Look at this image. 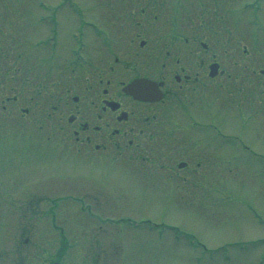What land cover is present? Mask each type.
<instances>
[{
  "label": "flooded vegetation",
  "instance_id": "flooded-vegetation-1",
  "mask_svg": "<svg viewBox=\"0 0 264 264\" xmlns=\"http://www.w3.org/2000/svg\"><path fill=\"white\" fill-rule=\"evenodd\" d=\"M187 8L186 0L50 4L37 41L18 54L13 100L19 117L54 141L52 161L81 167L61 175L123 172L156 193L168 185L192 195L213 192L216 156L225 158L230 142L240 151L246 144L245 81L259 83L251 93L260 98L264 69L247 60L246 44L224 41V28L197 25L198 5L189 15ZM139 81L152 84L149 98L133 95Z\"/></svg>",
  "mask_w": 264,
  "mask_h": 264
},
{
  "label": "rangeland",
  "instance_id": "rangeland-1",
  "mask_svg": "<svg viewBox=\"0 0 264 264\" xmlns=\"http://www.w3.org/2000/svg\"><path fill=\"white\" fill-rule=\"evenodd\" d=\"M47 1L0 0V264H264V92L251 93L259 83L245 81L240 132L249 150L230 142L228 155L216 156L212 193L169 185L156 193L123 172L54 178L81 167L51 161L52 143L31 134L13 100L18 54L35 42L37 17L45 14L38 5ZM186 1L188 15L198 5L197 25L224 28V41L246 44L247 60L264 69V0ZM67 36L63 30L64 42ZM257 41L263 46L250 47ZM29 201L41 205H15Z\"/></svg>",
  "mask_w": 264,
  "mask_h": 264
}]
</instances>
